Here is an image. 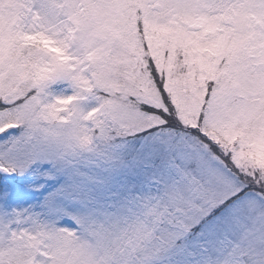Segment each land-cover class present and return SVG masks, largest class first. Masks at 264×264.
Instances as JSON below:
<instances>
[{
    "label": "snow or ice",
    "instance_id": "snow-or-ice-1",
    "mask_svg": "<svg viewBox=\"0 0 264 264\" xmlns=\"http://www.w3.org/2000/svg\"><path fill=\"white\" fill-rule=\"evenodd\" d=\"M0 264H264V0H0Z\"/></svg>",
    "mask_w": 264,
    "mask_h": 264
}]
</instances>
